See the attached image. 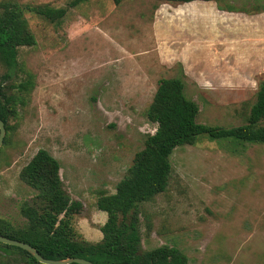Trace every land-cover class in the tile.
<instances>
[{"label": "rangeland", "instance_id": "374dc122", "mask_svg": "<svg viewBox=\"0 0 264 264\" xmlns=\"http://www.w3.org/2000/svg\"><path fill=\"white\" fill-rule=\"evenodd\" d=\"M1 1L19 4L35 44L19 48L17 74L0 63V78L30 74L34 84L0 145V227L26 224L20 205L36 192L19 172L43 148L82 203L73 226L87 240L104 220L98 195L115 191L155 131L146 112L160 78L180 77L197 122L223 127L246 122L264 80V0H231L233 11L215 1ZM44 6L67 11L51 22L35 10ZM170 160L166 190L140 205L141 250L168 244L190 264H264V144L202 134ZM26 263L0 244V264Z\"/></svg>", "mask_w": 264, "mask_h": 264}, {"label": "trees", "instance_id": "16d2710c", "mask_svg": "<svg viewBox=\"0 0 264 264\" xmlns=\"http://www.w3.org/2000/svg\"><path fill=\"white\" fill-rule=\"evenodd\" d=\"M86 1L71 0L69 6L75 7ZM157 1L177 4L215 1L219 9L234 10L231 0ZM113 2L119 4L121 0ZM35 10L51 22H58L67 11L66 8L48 6ZM34 44V35L26 26L19 4L1 1L0 63L14 74L21 71L19 48ZM5 76L6 80L0 78L4 144L17 127L19 108L26 105V98L34 86L30 74L17 82L12 78V81L7 80L12 76L9 72ZM198 111V104L186 97L180 77L158 80L146 112L148 120L156 125L155 131L146 135L143 147L135 152L131 165L116 183L115 191L102 192L96 199L97 209L107 216L99 228L102 233L99 241H87L75 230L73 218L80 212L82 203L73 200L65 191L59 161L43 148L38 149L19 172V178L36 192L32 203L24 201L20 205L26 224L19 229L0 227V234L30 244L48 259L81 257L94 264H190L187 256L172 245L141 250L140 215L143 212L140 205L166 190L172 171L171 154L178 146L193 145L199 135L264 144V80L259 83L255 101L243 124L223 127L199 123L196 120ZM0 244L21 252L27 258L26 264H42L19 247Z\"/></svg>", "mask_w": 264, "mask_h": 264}, {"label": "water", "instance_id": "95a60500", "mask_svg": "<svg viewBox=\"0 0 264 264\" xmlns=\"http://www.w3.org/2000/svg\"><path fill=\"white\" fill-rule=\"evenodd\" d=\"M4 135H5V125L2 119L0 118V145L3 142ZM0 243L16 246L25 250L29 252L34 257V259H36L38 262L42 264H69L71 262H75L79 264H94L91 261H88L81 257H66L64 259H59V260L48 259L40 255V253L30 244L1 234H0Z\"/></svg>", "mask_w": 264, "mask_h": 264}, {"label": "crops", "instance_id": "0c3cea01", "mask_svg": "<svg viewBox=\"0 0 264 264\" xmlns=\"http://www.w3.org/2000/svg\"><path fill=\"white\" fill-rule=\"evenodd\" d=\"M60 168H61V166H60ZM111 193H113V192H111ZM99 211H101V210H99ZM102 212V214H103V216H104V220H103V222L101 223V225L106 221V218H107V216H106V213L104 212V211H101ZM100 225V226H101ZM100 228V227H99ZM97 229V232L96 231H92V230H88L86 233H85V235H84V237L87 239V240H89V241H92V239H90L91 238V236H94V237H96L97 238V240H96V242L97 241H99L101 238H102V233H101V231H100V229Z\"/></svg>", "mask_w": 264, "mask_h": 264}]
</instances>
